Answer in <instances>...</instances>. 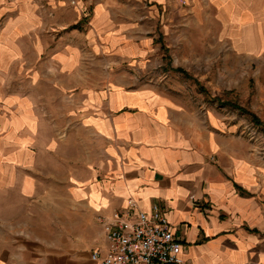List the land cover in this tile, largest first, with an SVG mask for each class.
I'll list each match as a JSON object with an SVG mask.
<instances>
[{"label":"crops","instance_id":"crops-1","mask_svg":"<svg viewBox=\"0 0 264 264\" xmlns=\"http://www.w3.org/2000/svg\"><path fill=\"white\" fill-rule=\"evenodd\" d=\"M176 1L0 0L3 50L22 48L21 38L52 50L56 68L45 80L63 105L51 127L55 145L73 149L58 155L66 166L58 178L33 156L18 179L7 171L2 190L18 213L0 218V264H97L91 254L109 247L101 218L131 201L163 209L188 264H264V157L255 140L197 91L145 79L159 48L145 36L147 20ZM202 1L218 18L239 12L240 0ZM36 34L55 39L45 46ZM9 100L14 113L48 114L27 92ZM53 177L59 184L49 186Z\"/></svg>","mask_w":264,"mask_h":264},{"label":"rangeland","instance_id":"rangeland-1","mask_svg":"<svg viewBox=\"0 0 264 264\" xmlns=\"http://www.w3.org/2000/svg\"><path fill=\"white\" fill-rule=\"evenodd\" d=\"M238 8L234 18H218L215 7L202 0H178L170 9H159L158 20H147L153 32L145 36L159 48L148 58L153 65L146 68L145 79L197 91L207 102L221 105L225 116L233 117L255 140L257 155L264 157V0H240ZM53 34H44L45 39L35 36L49 46ZM6 39L0 31V218L14 219L16 198L2 190L7 171L17 170L11 178L18 173V179L30 164L25 159L33 156L37 169L58 178L66 172L58 155L71 156L73 149L70 144L55 145L51 127L52 119L62 116V102L45 80L56 68L52 50L30 49L23 38L18 44L22 48L3 50ZM29 61L33 65L28 66ZM13 92H27L36 110L42 107L48 114L19 109L14 113L9 100ZM58 184L54 177L48 179L49 186Z\"/></svg>","mask_w":264,"mask_h":264},{"label":"built area","instance_id":"built-area-1","mask_svg":"<svg viewBox=\"0 0 264 264\" xmlns=\"http://www.w3.org/2000/svg\"><path fill=\"white\" fill-rule=\"evenodd\" d=\"M109 247L91 259L97 264H188L181 257L182 243L157 204L151 212L139 210L134 201L112 220L101 218Z\"/></svg>","mask_w":264,"mask_h":264},{"label":"trees","instance_id":"trees-1","mask_svg":"<svg viewBox=\"0 0 264 264\" xmlns=\"http://www.w3.org/2000/svg\"><path fill=\"white\" fill-rule=\"evenodd\" d=\"M74 27H80V22L78 23V24H76V25H74ZM180 70V69H179ZM256 120V122H260L258 119H255Z\"/></svg>","mask_w":264,"mask_h":264}]
</instances>
